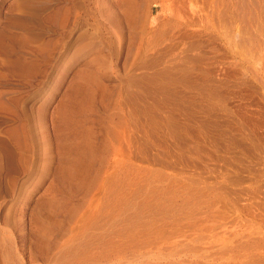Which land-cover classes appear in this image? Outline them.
I'll use <instances>...</instances> for the list:
<instances>
[{"label":"rangeland","instance_id":"1","mask_svg":"<svg viewBox=\"0 0 264 264\" xmlns=\"http://www.w3.org/2000/svg\"><path fill=\"white\" fill-rule=\"evenodd\" d=\"M3 62L0 264H264V0H0Z\"/></svg>","mask_w":264,"mask_h":264},{"label":"bare ground","instance_id":"2","mask_svg":"<svg viewBox=\"0 0 264 264\" xmlns=\"http://www.w3.org/2000/svg\"><path fill=\"white\" fill-rule=\"evenodd\" d=\"M66 12H67V9L58 10V13L61 15L63 20L66 17ZM22 17H23V15H22ZM51 19L52 18H50V20ZM54 24H57V23H54ZM27 71H29V73H31L32 70L31 69L27 70L26 66L23 63H20L17 66H13L12 64L4 63V62L0 63V81L7 79L9 74L25 73ZM34 73H38V70L34 69ZM38 93H40V92H38ZM18 101L19 100L17 98L6 97L0 92V114L8 113L10 115L19 114L20 116H23V118H22L23 122L20 123L19 128L21 129L22 137H25V134L30 129V117L28 115L29 114V108L22 106L19 110H17V108L14 106H15V104H18ZM34 107H32L33 111L35 112V120H34L35 121V143H34V148L37 150V152H36L37 162L38 161L40 162L41 156H42V149H43L42 142H43V122H44V119H43V115H44L43 111L44 110L43 109H44V106L42 104H39V105H36ZM9 140L10 139H8V138L0 136V145L1 144H2V146L5 145L3 148H0V149H6L9 146V150L12 153V150L10 148L12 147L13 144H11V142ZM2 146H0V147H2ZM18 148L22 149V145L19 144ZM0 153L3 154L4 152L3 151L1 152V150H0ZM15 154H19V153H17V151H16ZM19 156H21V155H19ZM17 159H18V156H17ZM1 256L3 258V263L8 264L10 257L7 254L5 255L3 249H1Z\"/></svg>","mask_w":264,"mask_h":264}]
</instances>
